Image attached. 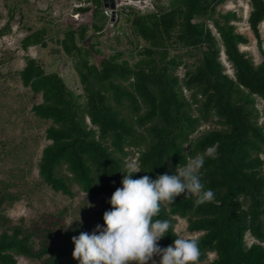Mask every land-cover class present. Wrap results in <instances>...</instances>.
I'll return each mask as SVG.
<instances>
[{"label": "trees", "instance_id": "trees-1", "mask_svg": "<svg viewBox=\"0 0 264 264\" xmlns=\"http://www.w3.org/2000/svg\"><path fill=\"white\" fill-rule=\"evenodd\" d=\"M83 1L94 5L78 10L92 11L90 19L67 28L56 40L83 94L72 91L60 73H46L31 56L20 72L23 86L40 95L31 113L50 122L45 138L51 143L38 162L40 180L71 198L74 187L93 199L102 198L108 211L112 194L122 187L127 157L136 154L141 168L133 179L148 175L153 180L203 157L202 182L214 192V200L196 206L195 196L181 195L162 206L154 219H170L174 227L178 218L185 219L188 231L199 234V264L209 254L216 257L208 264H264V122L259 121L264 107L261 112L256 107V98L264 101V60L255 64L240 50L247 37L230 22L235 12L214 19L226 0H170L166 10H121L115 24L125 18L134 37L137 60L130 64L125 50L110 51L100 41L108 20L102 1ZM249 1L247 21L261 49L264 0ZM208 20L214 21L219 38ZM6 31L8 23L1 33ZM51 31L45 25L26 35L24 49L47 47ZM194 47L201 48L202 63L190 67L186 58ZM221 50L232 77L225 73ZM180 66L185 68L183 78L177 75ZM211 122L216 126L192 139L202 124ZM18 200L0 183V264H18V256L44 264H76V234H62L60 216H43L27 228L12 224L4 213ZM93 230L87 225L83 232ZM246 235L255 242L247 246ZM175 238L170 230L158 244L166 248Z\"/></svg>", "mask_w": 264, "mask_h": 264}, {"label": "rangeland", "instance_id": "rangeland-1", "mask_svg": "<svg viewBox=\"0 0 264 264\" xmlns=\"http://www.w3.org/2000/svg\"><path fill=\"white\" fill-rule=\"evenodd\" d=\"M147 4L139 7L133 5L134 9H141L143 12L148 9L166 10L170 8V0H145ZM148 5L149 7H146ZM89 7L94 9V5L86 4L83 0H0V183L7 186V190L19 197L12 207L6 209L5 216L12 221V224H21L25 228L32 223L39 222L43 216L57 215L62 219L64 228L73 220L71 227L65 232H74L79 236L87 225L104 226L102 198L93 199L82 193L80 189L74 187L75 197L71 198L61 193H55L46 186L38 177V162L42 149L50 144L45 138V130L50 125L36 118L31 113L32 105L41 101L40 95L33 96L30 89L25 88L20 78V72L26 64V57L36 58L41 63L46 73L57 72L64 77L68 87L77 94H83L79 77L73 70L68 57L59 49L56 40L63 37V31L69 27H77L88 21L92 11L82 14L79 9ZM104 10V9H103ZM123 10V9H122ZM131 10V9H130ZM251 10L249 0H226L221 3L214 12V19H222V14L235 12L236 18L231 20L236 31L247 37V42L240 44L239 48L249 55L255 64L264 60V22L259 24L261 37V49L258 48L256 38L252 33L247 18ZM119 11L117 12V14ZM12 15V18L10 16ZM105 15H107L105 13ZM102 20V16H98ZM123 18V17H122ZM120 17L119 24H115L112 17L107 20V30L100 41L106 47L125 50L126 59L133 64L137 57L133 55L134 41L129 24L125 18ZM9 31L1 33L6 24ZM215 35L219 38L213 20ZM51 26V33L48 37L47 47L41 44L32 45L24 49L23 38L33 31L43 26ZM190 57L187 56V64L190 67L198 66L202 63L200 47L191 49ZM221 60L225 65V73L233 76V70L226 61V57L221 50ZM185 74L184 66H180L177 75L183 78ZM189 95V93H186ZM81 101H84L82 98ZM256 107L262 111L264 101L256 98ZM259 121L264 122V117ZM214 122L202 124L198 131L192 135V139L215 127ZM209 153L214 149H208ZM264 159V156H262ZM136 162V154L126 158V162ZM92 207L85 206L87 203ZM176 233L183 238H196L199 234H192L188 231V222L178 218ZM1 233V229H0ZM249 235L245 237V243L249 246L254 243ZM215 254H209L207 260L200 264H208L215 259ZM153 259L159 264L160 256ZM76 264H79L77 259ZM18 264H44L43 261L31 260L21 256L16 257ZM147 264H152L148 261Z\"/></svg>", "mask_w": 264, "mask_h": 264}, {"label": "clouds", "instance_id": "clouds-1", "mask_svg": "<svg viewBox=\"0 0 264 264\" xmlns=\"http://www.w3.org/2000/svg\"><path fill=\"white\" fill-rule=\"evenodd\" d=\"M203 165V157L191 158L185 166H177L175 174H161L153 180L148 175L133 179L132 174L141 168L135 161L125 162L122 187L109 200L112 208L103 214L104 226L98 224L92 234L81 232L72 237L73 258L79 264H157L153 257L160 256L159 264H199L198 238L178 237L170 219L154 218L162 206L173 204L181 195L195 196L196 206L214 200V192L202 182ZM79 220L80 216L73 221ZM170 230L176 238L161 248L158 242Z\"/></svg>", "mask_w": 264, "mask_h": 264}, {"label": "built area", "instance_id": "built-area-1", "mask_svg": "<svg viewBox=\"0 0 264 264\" xmlns=\"http://www.w3.org/2000/svg\"><path fill=\"white\" fill-rule=\"evenodd\" d=\"M147 3L145 2V0H142V1L141 0H136V1L127 0V1H122L120 4H117L116 5V9H121V10L123 9V10H125L126 13H128L130 11V8H131L130 6H133V5H139V6H141V5L147 4ZM104 12L107 15H109V16L112 15V11L109 10V9H106ZM209 25H210V27H212V30L214 31L213 25L210 24V23H209Z\"/></svg>", "mask_w": 264, "mask_h": 264}, {"label": "water", "instance_id": "water-1", "mask_svg": "<svg viewBox=\"0 0 264 264\" xmlns=\"http://www.w3.org/2000/svg\"><path fill=\"white\" fill-rule=\"evenodd\" d=\"M122 1H127V0H102V3L104 5V8L111 9V10H113L115 12L116 5L120 4Z\"/></svg>", "mask_w": 264, "mask_h": 264}, {"label": "crops", "instance_id": "crops-1", "mask_svg": "<svg viewBox=\"0 0 264 264\" xmlns=\"http://www.w3.org/2000/svg\"><path fill=\"white\" fill-rule=\"evenodd\" d=\"M102 1V0H101ZM132 1H136V0H132ZM102 5H103V3H102ZM141 6H145V5H141ZM141 6H139V7H141ZM146 7H149V6H147L146 5ZM103 9H104V11L106 10V8H104V5H103V7H102ZM133 7H131L130 9H132ZM146 9V8H145ZM109 10H111V9H109ZM112 11V15H110L111 17H112V21H114V19H116V16H117V12L118 11H121V9H116L115 10V12L113 11V10H111ZM105 14V13H104ZM108 18H110V16L109 15H106ZM209 22H210V20H208L207 21V24H208V27L212 30V27H210V25H209ZM107 28H109V27H107ZM107 30V29H106ZM213 31V30H212ZM217 31V30H216ZM214 32V31H213ZM214 34H215V32H214ZM105 35H106V31H105ZM104 45H105V43H104ZM106 46V45H105ZM107 48H109V47H107Z\"/></svg>", "mask_w": 264, "mask_h": 264}]
</instances>
